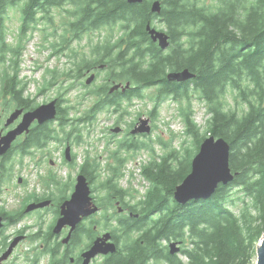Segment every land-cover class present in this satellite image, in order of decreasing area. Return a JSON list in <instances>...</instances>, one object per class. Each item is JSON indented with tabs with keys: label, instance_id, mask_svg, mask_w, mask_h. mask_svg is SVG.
Listing matches in <instances>:
<instances>
[{
	"label": "trees",
	"instance_id": "obj_1",
	"mask_svg": "<svg viewBox=\"0 0 264 264\" xmlns=\"http://www.w3.org/2000/svg\"><path fill=\"white\" fill-rule=\"evenodd\" d=\"M161 1L158 14L151 10L152 0H0V64L10 62L0 71V78L6 82L12 67L16 80L9 79L8 92L22 97L27 86L19 79L23 47L7 40L9 10L24 3L33 32L40 19L54 20L50 14L53 8L56 11L69 2L65 33L57 40L68 47L73 39L89 37V49L100 52L109 62V76L132 85L125 93L96 103L89 110L98 112L123 100L131 103L134 98L143 99V89L152 86L158 87L152 97L158 102L156 106L169 95L177 101L197 95L207 104L210 115L204 133L183 111L185 132L194 138L193 149L186 148L184 153L170 149L157 156L152 147L144 146L153 157L142 169L151 184L140 201L144 226L139 227L138 235L133 229L122 231L117 239L121 248L111 255L108 264H254L257 245L264 235V0ZM156 19L164 24L160 30L170 36L171 45L166 50L147 30L149 23L155 27ZM102 30L107 33L106 41L99 35ZM186 68L195 77L185 82L167 78L168 72ZM58 73L50 71L46 76L49 87L70 78L68 70L62 79H58ZM232 95L237 107L227 101ZM209 135L230 143L234 180L220 185L210 198L182 205L174 198L176 187L191 172L192 159ZM116 159L120 166L130 157ZM234 187L243 193L236 198L244 205L241 217L226 206ZM136 221L131 218L124 225L131 227ZM118 231L113 229L114 234ZM165 241L181 242L180 253L188 262L179 253L172 254Z\"/></svg>",
	"mask_w": 264,
	"mask_h": 264
},
{
	"label": "flooded vegetation",
	"instance_id": "obj_2",
	"mask_svg": "<svg viewBox=\"0 0 264 264\" xmlns=\"http://www.w3.org/2000/svg\"><path fill=\"white\" fill-rule=\"evenodd\" d=\"M154 1L152 0V3ZM18 7V30L22 33L18 40H25L24 35L33 29V24L30 22L28 14L23 13L21 7ZM43 23H45L44 20H39L38 28L45 29V26H41ZM60 31L64 32L65 29ZM63 48H65L64 44H62L61 50ZM107 67L109 64L106 61H101L100 63H89L88 66L82 67L85 69L78 68L77 74L81 76V82L85 81L86 83L92 74L95 75V80L91 84L87 83L90 87L85 89L88 98L95 97L94 104L106 101L109 97H115L128 90L123 91V87L114 89L115 85L119 83L126 85L130 81L113 79L109 76L111 73L103 78L101 84L97 82L100 74L96 70L100 68L105 71ZM12 76L10 75L9 79L15 81L16 79ZM9 79L6 82H4L5 79H2L0 82V99L11 97L10 108H14L9 116H5L0 111V138L18 127L25 113L33 111L53 99L56 100L57 115L54 119L43 123L36 119L30 125L29 130L18 135L8 151L0 156V219H2L0 264H97L99 259L100 264L110 263L111 255L117 253L121 248L117 239L122 231L133 229V233L138 235L139 227L144 226L141 225V220L144 217L142 211L144 210L140 202L143 198L140 200L135 189L119 184L121 178L119 171L124 165L117 168L109 164L107 171H105L106 175H104L98 164L92 161V158L84 157L79 161L75 148L79 143H82L84 131L89 134L93 133L98 113L107 112L105 120L109 121L113 118L108 127L111 137L106 140L107 145L113 148L109 160L114 161L115 159L116 162L117 156L135 158L140 150L145 149L148 134L154 131L156 111L153 112V110L148 115L133 111V114L131 110L125 107L126 104L124 105L129 101L123 100L98 112L88 110L89 114L84 115H80L75 108V115L78 117L71 119L64 116L62 97H56L36 105L35 98L26 96L25 92L21 98H18L15 93L8 92ZM26 82L28 86L29 82ZM61 83L62 81L58 80L55 85ZM76 83L73 81L69 85L74 86V88L79 87L80 83L75 85ZM94 85L97 86L95 91L91 89ZM49 88L47 84L46 87L40 89L38 94L44 93ZM65 91L67 92V88ZM19 110H22L19 120L16 119L9 123L10 116ZM134 115L135 119H132ZM65 119L67 121H64ZM142 119H150L152 131L150 133H133ZM158 143L162 147L165 144L168 146L164 141ZM7 162L12 164L10 173L2 171ZM65 167L70 170L68 177H65L64 173L61 174V170ZM14 170L17 171L15 181L20 184L21 189L26 191H22L23 195L13 194L18 199L16 202L18 204H15L11 209L10 205L4 202L2 195L9 190L13 191L16 186L19 187L14 182L11 187L8 186V183L14 179ZM81 175L86 177L90 187V195L93 202L99 207V211L84 217L73 230L70 224L56 230L62 208L75 192ZM100 196L103 197L100 199ZM31 207L32 209H30ZM9 211L14 212L10 214ZM100 212H102L106 225L96 219ZM48 214L53 216L51 221L45 220ZM30 217L35 218L34 221H26ZM131 218L137 221L131 227H125L124 222L128 223ZM109 222L113 223L112 227H110ZM10 225L15 227L9 235L8 227ZM18 225H22V227L16 229ZM100 229H103L104 232ZM113 229H119L118 233L114 234ZM107 232L112 234L111 241L117 245L116 252L105 255L99 254L87 261L85 253L90 251L95 241ZM165 242L170 250V244L173 241ZM12 245L13 249L10 256L2 260L3 255Z\"/></svg>",
	"mask_w": 264,
	"mask_h": 264
},
{
	"label": "rangeland",
	"instance_id": "obj_3",
	"mask_svg": "<svg viewBox=\"0 0 264 264\" xmlns=\"http://www.w3.org/2000/svg\"><path fill=\"white\" fill-rule=\"evenodd\" d=\"M70 7L71 5L69 4V2H66L64 6L56 8V11L53 8V19L55 22L54 26L50 27L47 26L46 23H43L41 24V26H45V30H38L33 34L31 38L29 37L26 40L22 41V43H25V45L21 56V61L19 63V79L26 84V81L29 82L25 91V95L34 97L36 100V105L56 97H62V107L68 110L66 116L71 119H74L75 117H78L77 115H75V108L79 111L80 115H84L88 112L89 108L92 106V104H94L95 101V97L88 98L86 96L87 91L85 89L90 87L87 85L88 82H81L82 79L80 78L75 79V75H79L77 74V72L79 71L78 68L80 66H88L89 63H100L101 61H106L109 64V62L106 59H103L100 52L96 51V53H94V51H91L89 49L88 45H92V41L89 40V37L85 35L82 39L72 41V45L65 47L64 50H62L60 53L58 51H54L52 46L56 43V41H58L57 36L61 33H65V31L61 32L60 30L63 29V23L65 24V22L68 21L65 9H68ZM8 13L10 16V20L7 22V40L10 44L15 45L19 41L18 36L16 37V34L18 33L19 29V7L9 10ZM58 27L59 31L57 32L58 35L56 36L55 34H53L52 29L56 30L58 29ZM155 27L159 29H164V24L163 22L159 21V19H156ZM98 33L99 32H95V35H97ZM106 34L107 33L104 30L100 32L99 35L100 37H102V41L107 40ZM72 49H74L75 52H72ZM54 52L57 53V55L53 56ZM8 65L9 62H7L6 64H0V71H3L5 68L8 67ZM69 68L73 69L70 72V78H66L64 83L57 84L55 86H50L49 90L45 91L42 94H38L41 88L47 86V70H59L58 79H62L65 78L63 76V73ZM96 71L100 74L99 79L97 80L99 84H101L103 78L107 74L111 73L110 67H107L105 71H102L100 68H98ZM9 72L10 75H14L15 73V71L12 70V67H9ZM1 79L2 78H0V80ZM73 81H78L77 83H74H76L75 85L80 83V86L74 88V86L69 85L72 84ZM96 87L97 86L94 85L93 87H91V89L95 91L97 89ZM66 88L67 92L65 91ZM157 92V86L144 88L143 99L134 98L131 103L130 101L128 103H124V105L126 104L125 107L131 110L132 113L134 111L135 113L140 112L147 115L150 114V112L152 113L153 109V112H155V108L157 107V111L155 112L156 117H154V131L151 134H148V137H146V145L152 147L155 155L157 156L164 155L165 152L170 149L181 150L182 153L185 152L186 148L193 149L194 138L190 135H187L185 132L186 114L182 115V112L185 111V113L190 114L191 117H193L194 121L197 123L198 127H200V132L204 133L207 124V119L210 116L208 113L207 104L204 101L200 100L197 95H192L189 100L183 99L180 101L175 100L172 95H169L156 106L157 100L152 97L156 96ZM227 101L230 102V106L237 107V105L234 104L233 95L229 98V100L227 99ZM11 103V97L0 99V111L4 113L5 116H9L12 109L14 108H10ZM106 113H98V117L95 119L96 125L94 127L93 133L89 134L86 131H84V133L82 132V143H79L75 148L76 154L79 157V161L84 159V157L92 158V161L98 164L100 170L104 173V175H106L105 171H107L109 164H112L113 166L119 168V165L117 164V159L116 162L115 159L114 161L109 160L111 150H113V148L107 145L108 143L106 142V140L111 137V134L108 132V127L111 125V121L113 120V118L109 121H106ZM19 117L20 115L18 116V118ZM132 119H135V115L132 117ZM159 141L166 142L169 148L164 149L165 146L162 147L158 143ZM152 158L153 157L151 155V151L147 149L140 150V153L137 154L135 158L129 159V161L120 170V173L122 172L123 176L121 173L119 184L121 186H128L130 188L135 189L137 191V196H139L140 200L146 197V194L150 189L151 185L150 182L147 181L146 178H144V175H142L141 171L143 166L150 163ZM11 166L12 164L7 162V164L4 165V167L2 168V171L5 173H10ZM14 171V179L8 183V186L11 187L12 183L14 182V184L18 185L19 187L16 186L13 191L9 190L7 192H4L2 195L4 202L10 205L11 209H13V206L15 204H18L16 203L18 199L15 198L13 194L19 193V195H23V192L26 191L25 189H21L20 184L15 181V177H17V171ZM23 173L25 174L26 172L24 171ZM62 173L65 174V177H68L70 173L69 168H63L61 170V174ZM238 196H243L242 191L239 192L238 187L230 189V201L226 202V206L233 210L236 215L241 217L243 214L242 210L244 208V205L241 200L236 199ZM102 197L103 196H100V199ZM13 212L14 211H9L10 214H13ZM34 219L35 218L30 217L26 221L32 222L34 221ZM52 219V214H48L45 217V220L48 221H51ZM96 219L99 220L102 224L106 223L102 212L98 213ZM22 225H18L16 229L22 227ZM109 225L110 227H112L113 223L109 222ZM14 227L15 226L11 225L8 227V232L10 231L9 235L12 233V229ZM102 232H104V230ZM181 246L182 245H179V247ZM177 253L180 254V256L185 262H188V258L183 256L180 251ZM255 260H257V255ZM100 263L101 261L99 259L97 261V264ZM255 263L256 261L254 262V264Z\"/></svg>",
	"mask_w": 264,
	"mask_h": 264
},
{
	"label": "water",
	"instance_id": "obj_4",
	"mask_svg": "<svg viewBox=\"0 0 264 264\" xmlns=\"http://www.w3.org/2000/svg\"><path fill=\"white\" fill-rule=\"evenodd\" d=\"M128 1L130 3L143 2V0ZM151 10L153 13H161L162 1L155 0L152 3ZM147 30L152 40L158 42L162 49L166 50L170 47V36L166 31L152 26L151 23L147 25ZM193 77H195V74L188 68L181 71H170L167 74L169 80L179 82H185ZM94 79L95 75H92L87 82L91 83ZM130 86V82L126 85L119 83L114 86V89L123 87V91H126ZM21 112L22 110L14 112L8 120L9 123L17 119ZM56 115V100L42 104L33 111L25 113L19 126L0 138V156L8 151L18 135L29 130L30 125L36 119H38L40 123H43L54 119ZM151 131L150 119H142L140 125L133 130V133H150ZM230 155L231 145L228 140L214 135L207 136L192 159L191 172L186 176L183 182L176 187L174 193L175 200L182 205H186L194 200L207 199L215 194L220 185H228L231 183L234 180L235 174L230 166ZM90 193V187L86 177L84 175L79 176L75 192L62 208L61 217L59 218L56 230L62 229L67 224H70L73 230L84 217L99 211V207L93 202ZM30 209H32V207ZM1 225L2 219H0V227ZM111 238L112 234L110 232L99 237L91 250L85 253L86 260L89 261L99 254L105 255L116 252L117 245L111 241ZM179 245H181V242H171L170 252L172 254L179 252L181 250ZM12 249L13 245L3 255L2 260L10 256ZM255 264H264V235L257 245V260Z\"/></svg>",
	"mask_w": 264,
	"mask_h": 264
}]
</instances>
